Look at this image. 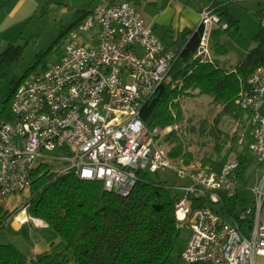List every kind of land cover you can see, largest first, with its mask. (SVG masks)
Here are the masks:
<instances>
[{
	"label": "built area",
	"instance_id": "obj_1",
	"mask_svg": "<svg viewBox=\"0 0 264 264\" xmlns=\"http://www.w3.org/2000/svg\"><path fill=\"white\" fill-rule=\"evenodd\" d=\"M214 2L201 14L203 35L196 57L211 59L213 29L228 28ZM176 57L132 3L97 5L70 32L62 58L18 88L11 105L14 120L0 119V193L30 190L39 158L57 148L69 152V164L61 172L101 180L106 190L123 196L132 191L139 170L172 169L180 180L191 181L179 186L183 195L175 204L180 225L191 228L183 259L189 264H257L258 257L264 258V174L251 187L252 203L235 217L210 205L195 207L201 199L220 205L223 195L239 191L237 153L220 169L177 163L166 139L180 134L179 125L151 129L140 117L144 102L164 82ZM236 102L246 113L244 120H237V145L248 147L261 162L264 65L242 83ZM10 220L48 227L30 214L27 200L12 211Z\"/></svg>",
	"mask_w": 264,
	"mask_h": 264
},
{
	"label": "trees",
	"instance_id": "obj_2",
	"mask_svg": "<svg viewBox=\"0 0 264 264\" xmlns=\"http://www.w3.org/2000/svg\"><path fill=\"white\" fill-rule=\"evenodd\" d=\"M114 2L117 1L105 4ZM5 3L6 0H0V18L5 16ZM227 3L229 1L215 0L213 4L222 23L228 24L226 29H213V42L214 33L219 35L221 31L231 28V23L224 19L223 9ZM88 15H84L72 30L77 29ZM202 35L203 27L186 29L179 34L175 48H171L172 43L165 44L176 52L177 57L172 61L164 82L148 97L141 109L140 117L149 128L178 124L183 116L180 99L194 95L195 91L210 95L216 105L222 106L223 115L244 120L246 113L236 100L242 83L257 66L264 65V33L259 36L261 43L233 70L221 67L212 56L211 59L196 57ZM21 84L13 91L12 102ZM3 117L7 121L14 120L11 106ZM215 130L219 159L208 158L204 163L220 169L228 154L237 153L241 186L234 196L223 195L222 203H217L220 210L215 208L216 203L207 199L195 202L194 206L210 205L231 218L252 203L242 197L241 191L248 188V170L253 159L248 147L237 149V132L231 138L232 143L226 154L222 155L230 138L222 130ZM177 136L178 133L173 132L166 139L175 143L174 147L169 148V155L175 159L183 155L189 164L190 156L183 154L184 146ZM157 173L139 170L132 191L123 196L106 190L101 180H83L75 171H54L47 163H39L32 172L30 197L27 200L29 212L56 231L65 248L55 255L43 256L36 264H64L69 258L77 264H166L182 229L176 217L175 204L183 191L179 189L182 184H169L156 177ZM246 224L243 223V226ZM18 257L13 246L0 243V264H18Z\"/></svg>",
	"mask_w": 264,
	"mask_h": 264
},
{
	"label": "rangeland",
	"instance_id": "obj_3",
	"mask_svg": "<svg viewBox=\"0 0 264 264\" xmlns=\"http://www.w3.org/2000/svg\"><path fill=\"white\" fill-rule=\"evenodd\" d=\"M17 1L6 0L5 16L0 18V118L9 112L16 87L31 75L41 72L46 65L56 62L63 55L70 40V31L78 21L90 14L97 5L106 3V0H24L25 4L18 13L7 17ZM128 1L133 3L136 0ZM223 10L224 19L231 23V28L221 31L219 35L213 34L210 54L221 67L233 70L261 43L259 36L264 33V0L229 2ZM164 42L168 44L172 40ZM173 44L171 48H175L176 43L174 46ZM194 93L180 99L183 116L178 123L180 134L177 137L183 143V154L190 156L189 164L198 165L205 164L204 160L208 158L219 159L215 128L229 135V142L222 152L225 155L231 146V138L240 126L235 118L223 115L222 106L216 105L210 95L198 94L197 91ZM167 145L171 148L175 143L167 141ZM237 149L242 150V147L237 145ZM68 153L66 149L57 148L44 151V158L51 169L60 170L69 164L66 161ZM249 155L253 159L248 170L250 182L248 188L241 191V195L251 203L254 199L251 187L264 174V160H255L251 151ZM176 162L187 164L183 155L176 158ZM155 176L169 184H191L189 179L180 180L172 169H161ZM215 208L221 209L217 204ZM47 230V242L53 247V251L57 253L62 248L64 250L58 233L53 229ZM190 236L191 228L182 226L166 264H189L183 259L182 253ZM23 246L24 249H18V264H27L25 252L28 251V246ZM64 264L77 263L69 258ZM257 264H264V258L258 257Z\"/></svg>",
	"mask_w": 264,
	"mask_h": 264
},
{
	"label": "crops",
	"instance_id": "obj_4",
	"mask_svg": "<svg viewBox=\"0 0 264 264\" xmlns=\"http://www.w3.org/2000/svg\"><path fill=\"white\" fill-rule=\"evenodd\" d=\"M24 2V0H18L17 5L7 13V17L18 13L19 9L24 6ZM110 2L112 0H106V3ZM212 2L213 0H136L130 3L142 12L146 24L153 28L157 36L163 41L170 39L172 43H176L182 31L198 29L202 12L210 7ZM0 119H4V117ZM44 157L45 155L39 158L38 164L47 163ZM62 170L55 169L54 171ZM29 197L30 190L9 196L0 193V243L13 246L17 252L24 249L23 245H27L28 251L25 252L27 264H36L43 256L55 255L64 250L62 248L60 252L55 253L53 247L49 246L47 242L49 230L47 229L51 228L37 227L32 223L19 225L10 220L12 211L21 206ZM5 213L8 214L4 217Z\"/></svg>",
	"mask_w": 264,
	"mask_h": 264
}]
</instances>
